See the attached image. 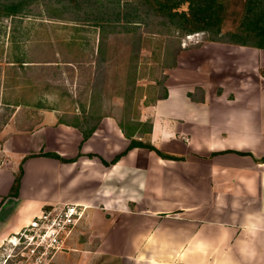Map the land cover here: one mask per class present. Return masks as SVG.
Returning a JSON list of instances; mask_svg holds the SVG:
<instances>
[{"label":"crops","instance_id":"crops-1","mask_svg":"<svg viewBox=\"0 0 264 264\" xmlns=\"http://www.w3.org/2000/svg\"><path fill=\"white\" fill-rule=\"evenodd\" d=\"M164 84L140 111L142 137L178 158L121 153L129 138L114 114L86 138L55 110L8 124L0 246L44 205L75 202L84 215L54 264H264V47L202 39L180 49Z\"/></svg>","mask_w":264,"mask_h":264},{"label":"rangeland","instance_id":"rangeland-1","mask_svg":"<svg viewBox=\"0 0 264 264\" xmlns=\"http://www.w3.org/2000/svg\"><path fill=\"white\" fill-rule=\"evenodd\" d=\"M11 1L16 0L0 3ZM82 1L30 0L18 14L0 13V143L8 124L31 125L45 110L71 121L78 116L86 126L97 115L111 113L128 125L162 93L166 70L180 49L212 35L210 30L182 34L173 30L148 7L153 0H97L109 17L122 8L141 14L147 22H135L124 31H117L116 25V30L107 31V44L98 52L99 27L92 24L97 2ZM223 1L237 10L243 0ZM180 8H187V3ZM232 17L226 18L222 33L213 36L232 37ZM10 34L19 46L10 44ZM18 52L24 54L22 63L14 60ZM95 85L101 87L100 95L90 104ZM66 250L68 242L62 251Z\"/></svg>","mask_w":264,"mask_h":264},{"label":"trees","instance_id":"trees-1","mask_svg":"<svg viewBox=\"0 0 264 264\" xmlns=\"http://www.w3.org/2000/svg\"><path fill=\"white\" fill-rule=\"evenodd\" d=\"M69 3L80 4L82 0H67ZM86 0H83L84 2ZM30 2V0H16L7 3H0V13L1 15H15L18 12H21ZM97 2V0L93 1ZM187 3V8H180L183 3ZM148 7L154 9L159 15H162L164 19L161 21L165 23L168 27L173 30L179 31L182 33H190L193 31L203 30V31H212V35L206 37L208 40H218V41H227L233 42L242 45H251L256 47H264V0H243L238 4V9H229L228 3L223 0H153L147 3ZM97 7V8H96ZM97 12L94 18V23L99 27L98 31V40H97V51L102 52L103 47L107 44V31L108 30H116L124 31L128 25L133 23H137V25L144 23L146 24L145 17L138 13H131L130 10H123L120 8L114 15L110 12L112 17H109L108 12L101 7V4L97 2L96 4ZM119 7V5H118ZM3 10V12H2ZM137 12L136 9H134ZM235 15V16H234ZM228 16L232 17V37L229 38H220L213 36L214 34L222 33L224 23ZM110 26L114 27L111 28ZM10 44H15L14 46H19L16 42L15 35H9ZM2 41L0 42V44ZM13 46V47H14ZM178 51V49H177ZM176 51V52H177ZM24 54L16 53L15 59L18 62H23ZM176 62V58L173 63L169 66L174 65ZM165 80V78H164ZM94 89L90 92L91 97L93 99L89 102L90 104L95 103L94 97L100 95L101 87H97V85L93 86ZM167 95V89L165 84L163 85V91L160 95L155 97L152 101H155L157 98L165 97ZM191 95V93H190ZM151 101V102H152ZM149 104V103H146ZM99 107L101 104L98 105ZM92 113V112H91ZM104 114L111 113H101L95 117L94 122L91 125H84L79 122L78 116H75L74 120L64 119L63 117H59L58 120L60 122H66L68 124H72L80 128L83 132L84 138H86L94 129L100 117ZM115 115V114H114ZM116 116V115H115ZM118 125L122 129L123 133L126 137L129 138V143L124 151L126 152L128 149L134 146L146 147L150 150L155 151L161 157L167 158H178L176 155L166 153L152 144L149 140L143 139L142 134L150 131L151 122L149 120H140L139 115L137 117H133L132 121L127 125L123 122L122 118L116 116ZM238 153H247L241 150H234ZM43 154L51 155L57 157L61 160H65L59 154L54 152H46ZM117 155L116 157H118ZM264 160V158H262ZM20 181V174L18 173L15 177L13 184V192L15 193L18 188V184Z\"/></svg>","mask_w":264,"mask_h":264},{"label":"built area","instance_id":"built-area-1","mask_svg":"<svg viewBox=\"0 0 264 264\" xmlns=\"http://www.w3.org/2000/svg\"><path fill=\"white\" fill-rule=\"evenodd\" d=\"M191 36L187 35L188 38ZM84 212L85 205L81 203L44 205L26 224L6 237L7 246H0L3 248L0 262L48 264L63 250Z\"/></svg>","mask_w":264,"mask_h":264}]
</instances>
